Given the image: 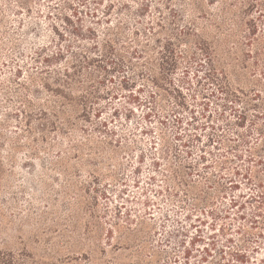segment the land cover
Segmentation results:
<instances>
[{"label":"trees","instance_id":"trees-1","mask_svg":"<svg viewBox=\"0 0 264 264\" xmlns=\"http://www.w3.org/2000/svg\"><path fill=\"white\" fill-rule=\"evenodd\" d=\"M15 1L23 8L31 0ZM58 1L49 6L47 17L61 21L64 28L52 23L57 36L49 45L53 49L49 53L46 52L49 46L43 47L41 51L45 55H40L42 61L37 60L40 67L32 76V85L41 86L47 96L37 112H26V130L37 132L41 141L51 134L70 135L72 129L80 128L86 133L90 123L95 125V130L102 131L107 128L108 120H102L105 107L100 101L129 90L128 102L141 104L144 100L133 87L138 78L145 79L147 86L152 87L149 88L151 100L148 98L145 104L152 102L162 108L161 112L155 106V117L166 133L173 130L174 139L181 141L180 145L173 144L163 132L162 156L154 153L152 166L162 174L167 188L157 192L168 191L170 196L183 193L190 206L204 214V218L197 216V220L204 225L209 223L212 230L203 235L200 225L191 224L196 233L191 237L192 248L185 247V257L189 259L198 249L204 264H264V65H261L264 36L258 34L261 28L258 21L264 20V0H211L212 4L222 3L221 21L214 22L216 28L222 29L223 38L214 37L213 41L201 36L195 22L179 27L172 14V0H140L135 10L128 0H118L119 6L115 0H107L105 5V0H92L85 11L68 0ZM115 9L121 14L130 11L134 16L129 23L116 18L112 27ZM151 9L159 15L157 20L145 25L139 18L150 15ZM245 16L248 19H243ZM131 23L134 28L127 31ZM238 30L245 34L243 43L254 47L247 50L248 57L255 53L253 62L257 68L251 69V76L248 71L240 73L234 61L232 49L236 43L232 36ZM218 50H223L224 58L230 62H222ZM181 66L184 70L176 82L174 74ZM192 68L195 71L191 72ZM203 68L205 73L201 77ZM127 69L132 71L130 76L125 74ZM115 73H123L121 90L116 92L115 87L105 90L108 81L114 82ZM192 75L199 77V84L204 78L216 86L212 95L222 103L214 111L209 112L210 103L204 102V94L201 99L195 91L190 98L185 95L184 88L193 91ZM30 89L40 91V88ZM160 92L164 101L173 99L172 104L170 100L167 107L160 104L157 98L161 97ZM29 103L30 107L34 106ZM17 113L25 114V111L20 108ZM2 128L0 121V139L5 140ZM204 131L206 143L199 147L196 161L190 162L187 158L193 156L195 143L204 141ZM76 146L75 154L81 157L82 147ZM180 146L184 148V159L178 151ZM143 160L144 154L140 162ZM196 174L201 178L195 179ZM131 220L129 217L128 223ZM187 230L182 227L171 232L180 236L187 235ZM137 240L138 253L146 251L153 253L152 258H160L161 253L150 247L145 236H138ZM178 244L185 246L183 240ZM0 264L26 263L20 254L11 252L0 254Z\"/></svg>","mask_w":264,"mask_h":264},{"label":"rangeland","instance_id":"rangeland-1","mask_svg":"<svg viewBox=\"0 0 264 264\" xmlns=\"http://www.w3.org/2000/svg\"><path fill=\"white\" fill-rule=\"evenodd\" d=\"M90 1L68 0L83 11L88 9ZM128 1L135 10L140 0ZM58 2L31 0L27 6L19 8L15 0H0V121L6 137L0 139V254H20L26 264H204L203 254L198 249L189 259L184 253L185 247L192 248L191 237L196 233L191 224L200 225L203 235L212 231L209 223L204 225L197 220V216L204 218V214L199 209L194 210L183 193L170 196L168 191L157 192L167 185L159 170H154L152 157L154 153L162 156L165 131L154 115L156 105L145 104L148 98L151 100L149 88H152L145 79L138 78L133 87L144 100L141 104L128 102L129 90H121L119 83L123 73H115L114 82H107L105 90L115 87L114 91H121L116 98L109 95L100 101L105 107L102 120H108L107 128L102 131L95 130V125L90 123L86 133L80 128L72 129L70 135L51 134L41 141L37 132L26 130V112H37L47 96L41 86L32 85V76L40 67L37 62L42 61L40 55H45L41 50L57 38L52 23L64 28L61 21L47 17L49 6ZM107 2L105 0L104 5ZM115 3L119 6L118 0ZM172 7L177 11L172 14L179 27L195 22L202 37L210 41L214 37L223 38L222 29L216 28L214 22L215 19L221 21L222 3L172 0ZM62 11L70 13L67 9ZM114 13L112 27L116 25V18L129 23L134 16L130 11L121 14L118 9ZM157 15L159 13L151 9L150 15L139 19L146 25L148 21L157 20ZM164 16L168 13L164 12ZM258 22L261 26L258 34L264 36V20ZM128 25L127 31H131L134 25ZM244 35L243 30L233 33L236 43L233 57L238 71L242 74L248 71L251 76V69L257 68L253 62L255 53L248 57L247 50L254 47L243 43ZM51 46L46 52L51 53ZM217 52L222 62H230L224 58L223 50ZM183 70L181 66L174 74L176 82ZM193 71L195 68L191 69ZM131 73V69L125 71L128 76ZM204 73L203 68L200 76L204 77ZM198 78L192 75L193 91L184 88V93L190 98L195 91L200 99L204 94V102L210 103L209 112L214 111L222 103L212 95L216 86L204 78L199 84ZM230 78L233 81L232 76ZM140 86L143 90L139 92ZM30 87L40 88V91L34 92ZM160 94L161 97L157 96L160 104L167 107L168 100L172 104L173 99L164 101ZM29 102L34 106L30 107ZM20 108L25 114L17 113ZM156 108L163 111L158 105ZM196 110H200V106ZM149 112L152 113L150 118L147 117ZM206 133L204 131L203 142L195 143L194 154L188 161H196L199 147L206 143ZM166 136L173 144L180 145L181 141L173 137V130L167 131ZM77 144L82 147L81 157L75 154ZM183 149L180 146L178 150L182 157ZM142 154L144 160L140 162ZM151 176L155 180H151ZM194 176L201 178L198 174ZM129 217L132 223H128ZM182 227L188 229L187 235L176 236L171 232ZM138 236H145L150 247L161 253L160 258L154 259L153 253L146 251L138 253ZM180 240L185 246L178 244Z\"/></svg>","mask_w":264,"mask_h":264}]
</instances>
